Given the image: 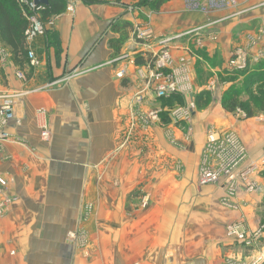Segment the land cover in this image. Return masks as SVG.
Returning <instances> with one entry per match:
<instances>
[{
	"label": "crops",
	"instance_id": "obj_1",
	"mask_svg": "<svg viewBox=\"0 0 264 264\" xmlns=\"http://www.w3.org/2000/svg\"><path fill=\"white\" fill-rule=\"evenodd\" d=\"M71 3L74 10L66 8L54 16L48 32L31 42L39 61L35 66L13 51L17 35H23L27 28L12 27L4 39L0 35V103L6 95L16 96L14 118L5 122L0 116V174L9 182L7 195L1 197H16L0 213V264L220 261L221 257L214 255L218 250L210 244L218 241L228 223H253L252 209L264 202V169L260 167L250 175L259 182L258 188L248 191L239 186L240 196L227 199L226 204L221 181L205 186L198 182V172L203 168L201 160L198 162L204 147L201 125L210 119L211 111L206 121L194 117L197 122L189 130L193 140L195 136L193 143L170 146L162 130L155 127L159 123L137 131L133 123V131L129 129L133 92L144 85L139 73L142 67L131 61L148 52L144 44L136 43L133 31L147 25L155 35L152 47L164 42L175 48L176 55L195 52L197 61L191 64L195 87L190 94L195 97L199 93L196 71L202 67L213 73L211 59L216 52L220 61L214 66L232 71V54L242 50L244 41L249 48L264 46V0H237L230 8L207 7V11L197 6L208 5V0H168L160 8L151 3L140 5L139 0H101L92 6L81 0ZM5 4L12 10L10 15L20 19L16 7L8 0ZM15 20L12 17V23ZM124 23L130 24V33L117 53L112 41L120 38L116 26ZM196 29L198 32L179 39ZM201 51L205 52L204 59L197 56ZM121 68L127 70L123 78L118 76ZM20 71L25 78L18 76ZM212 84L218 100L223 96L224 83L217 77ZM152 96L150 92L149 99ZM160 101L149 103L155 106ZM167 114L162 113L169 120ZM235 129L252 161H261L264 125L249 120L235 125ZM129 130L131 140L121 146ZM45 131L48 138L43 136ZM7 132L9 137L2 138ZM138 152L150 154L148 164H142ZM249 160L242 170L249 166ZM170 161L184 167V180L176 178L183 167L173 163L171 168ZM159 163L162 170L154 172L152 167ZM155 176L159 183H174V190L172 185L163 190L170 197L183 196L181 186L196 183L187 195L193 198L180 209L188 212L190 219L182 217L175 222L173 211L177 208L172 203L163 211L164 216L143 214L142 221L126 212L127 200L130 207L138 201L137 193H132L134 188L143 181L154 182ZM93 201L95 216L87 226L96 253L95 258L85 260L64 244V238L81 224L85 203ZM234 204L237 209L232 208ZM158 221L162 229L155 236L149 227ZM182 224L197 230L190 237L182 236ZM147 251L145 259L142 255Z\"/></svg>",
	"mask_w": 264,
	"mask_h": 264
},
{
	"label": "rangeland",
	"instance_id": "obj_2",
	"mask_svg": "<svg viewBox=\"0 0 264 264\" xmlns=\"http://www.w3.org/2000/svg\"><path fill=\"white\" fill-rule=\"evenodd\" d=\"M147 25L143 26L140 25V27L136 28L138 31L139 29H145ZM135 31V29H134ZM133 31V32H134ZM136 31V32H137ZM194 32H198V30H194ZM190 34V33H189ZM187 35V34H185ZM183 35V36H185ZM182 36V37H183ZM133 38L136 41L135 37V32L133 34ZM181 37H179L180 39ZM137 43V42H136ZM246 42H243V48L242 50L235 51L236 53H233L232 56L237 57V62H238V67H233L234 70L228 71V69H225L221 65H215L217 61H220L217 58V52L215 55V59H211L213 61V68L214 72L210 73L208 71H204V69L201 67H198L196 71V78H197V83L196 87L199 93L205 92L204 99H209V104L206 105V107L200 108L196 107V111L191 114V118L188 119V121H170L167 118L163 117L164 115H160L161 120L154 121L150 118H148V121H146V116L147 113L156 110L159 107H167V108H172L176 106H180L181 108H185L189 102H194L195 103V97L193 95H190L192 91L187 90L190 84H188L187 76H185V73L179 69L177 70L176 75L179 78V82L181 87L187 90L190 94L184 95V94H179L180 96L176 97L174 100L169 105H165V100L163 99L162 101L158 102L157 104L151 105L149 102H151L150 99H145L142 101L141 104L137 103V96H136V91H134L133 99L131 106L129 105V113H130V127L129 129L133 131L142 130L143 126H154V124H158L155 127H158L162 130L163 134L165 137L168 139V143L170 146H174L175 144H178L180 142L182 143H193L195 141V136L194 140L192 139V132H189L190 129H192L191 126L194 127L197 122L196 120L194 121V117L198 116V120L200 118L206 119V115H208L211 111V117L209 120H205L206 123L202 124V132H201V137H202V144L204 147L202 148L201 156L198 159V162L201 160V164L203 168L205 165L210 166H219L220 163L222 162V159L225 156V153L228 155V149H231V157L237 156V154L241 151L244 150L246 158L242 161L241 168L244 169L246 167L247 159L251 163H256L259 165V168L262 167V164H260L259 159H254L251 155L249 156L248 150H246V146L241 138V136L238 134L237 130L235 129V125L237 126L239 123L244 122V121H255L259 125H264V95L262 96L261 93L264 90V46L260 49V47L256 48L255 46H252L249 48ZM172 50V55L173 59L178 63H180L181 59L186 60L187 58L189 61H191V64L197 61L195 58V52H191L190 54L188 51L184 54L176 55L174 54V49ZM205 52L201 51V53H197V56L200 57V59H204ZM138 56H134V59L131 61L132 64H136L135 59ZM197 57V58H198ZM196 59V60H195ZM191 65V66H192ZM139 65H137L138 67ZM231 67V69H232ZM139 68V67H138ZM218 68V69H217ZM224 69V70H223ZM240 71L238 73V71ZM192 76V71L190 73ZM224 83L223 87V96L219 98L218 100L215 98V95H217V91H215V88L213 89V84H212V79L217 78ZM192 90H194L195 84H194V76H192ZM212 84V86H211ZM214 85L217 87V83L215 82ZM232 87L235 90H238L239 92V101L242 103L240 106H237V108L233 112H229L225 109V107L222 105V100L227 94ZM220 95V93L218 94ZM192 96V97H191ZM157 102V101H155ZM249 111H253V116L248 117L247 113ZM163 117V119H162ZM211 122V123H210ZM134 123V125H133ZM204 128V129H203ZM237 128V127H236ZM129 130V133L127 134L125 141L121 144V146L125 145V142L131 140L130 135L132 136V132ZM187 130V131H186ZM213 130V131H211ZM179 132V135L176 133ZM213 132V134H216L220 138H226V141L228 142L229 146H222V150H220L218 153L214 152L212 149V146H208V140L209 136L208 134ZM229 133V134H228ZM226 134H228V137ZM184 135V136H183ZM130 137V138H129ZM181 137V138H180ZM190 139V140H189ZM135 141V140H134ZM126 148V147H125ZM125 148L121 149L124 150ZM211 148V149H210ZM193 146L191 145L190 151H192ZM139 155V160L142 161V164H148L149 160V155L146 152H138ZM188 154V153H187ZM191 155V154H190ZM226 155V156H227ZM263 157H264V152H262ZM192 156V155H191ZM193 157V156H192ZM202 157V159H201ZM262 157V158H263ZM194 159V158H193ZM176 160V159H175ZM174 161H170V167H172V164ZM175 167L182 168L183 166L179 162L174 163ZM202 168V169H203ZM239 168L238 173L242 172V169ZM154 172H157L159 170H162L160 163L155 164L154 167H152ZM200 170V173L202 171ZM257 170V169H256ZM255 170V171H256ZM151 171V168L149 169ZM185 169L184 167L182 169H179V176L176 174V178H180V180H184L185 178ZM254 171V172H255ZM253 172V173H254ZM200 173L198 182L201 184L200 180ZM250 174V175H253ZM252 177V176H250ZM220 179V186L225 188V197H224V202H227V199H236V197L240 196L238 195V186H246L247 185V180L248 182L253 184V189L255 190L258 188V181L257 180H246L245 177H243L241 174L239 176H235V181L232 183L234 186L238 185L236 190L231 191L230 190V185L231 182L225 179V177H221ZM158 177L155 176L154 182L150 181H143L141 184L137 185L136 188H134V192L132 193H137V203L136 206H129L128 200L126 202V212L131 215L137 217L140 221L144 219L143 214L146 215H153L151 213H155L158 217L163 215L164 216V210L167 209L170 206V203L174 205V220L180 219V218H185V219H190V214L188 212H181L180 209H182L183 205H187L191 201V195L187 196L189 191L192 189H195L196 183H192L190 186L185 185L181 186V191L183 192V196H175V197H170V196H165L163 190L169 188V186L172 185L171 189L174 190L175 187H173L174 183H166L161 181L159 183ZM196 181V180H195ZM188 182V183H190ZM213 184V183H212ZM179 184L175 185L178 186ZM205 185H210V184H205ZM202 185V186H205ZM248 191H251L247 189ZM94 199V198H92ZM128 199V198H127ZM264 201V200H263ZM184 202V203H183ZM263 204H257L256 208H253V223L252 224H246V223H241L237 221V223H228L225 225L223 231V234L220 238H218V241L214 244H210L211 246L216 247L218 250V253H215V256H220L221 260L218 262L214 263H209V264H264V202ZM228 204V202L226 203ZM237 205H232L233 209L236 208ZM136 213H139L138 216L136 213L133 212V210ZM149 209V210H148ZM95 203L93 202H87L82 208V215L84 214L85 217L83 220L80 222L81 224L78 225L75 229L70 230L68 234L64 238V244L66 246H69L70 249L72 248V252L76 253L79 255V258L81 259H90V258H95V253L96 251L93 249V238L91 234V230L87 226L88 223L91 221V218H93L95 215ZM149 212V213H147ZM212 212V211H211ZM171 214V213H170ZM144 215V216H146ZM141 216V217H139ZM170 216V215H168ZM151 225L149 228L152 230L155 236H158L159 232L161 231V225L158 224ZM183 228L181 229L180 233L182 236H192L193 231H196L197 229L194 227H188L187 225L182 224ZM172 230V229H171ZM171 230L169 231V236H171ZM234 232L235 234H232ZM151 251V250H150ZM164 254V253H163ZM166 255V254H165ZM148 256V251L145 252L142 257L147 259ZM165 258V257H162ZM152 264V263H150ZM158 264H167L166 261H162Z\"/></svg>",
	"mask_w": 264,
	"mask_h": 264
},
{
	"label": "built area",
	"instance_id": "obj_3",
	"mask_svg": "<svg viewBox=\"0 0 264 264\" xmlns=\"http://www.w3.org/2000/svg\"><path fill=\"white\" fill-rule=\"evenodd\" d=\"M73 0L68 1L67 9L74 10V4H72ZM209 4L205 6H200L197 8L201 9L202 11H207V7L215 8V7H224V8H230V6L235 5L237 3V0H208ZM21 4L26 5L30 12H24L26 20L30 22L29 27L24 32V36L26 37V44L28 47V58H29V64L31 66H35L38 64V59L36 57L35 51L31 50L30 44L34 40L35 37L40 35H45L49 27L53 25L54 20L53 18L50 19L49 22H44L42 20L41 14H40V7L41 5H37L35 3V0H19ZM135 29V37L136 42L138 44L142 43L144 44L148 49V52L140 53L142 55H145L148 60L147 64L141 65V69H139V73L141 77L144 78L143 86L141 88H138L136 90V96H137V103L141 104L142 101L145 99H149V93H153L151 101H157V100H163L167 98H172L174 95L179 94H190L187 92V90H192V76L191 73V61L187 58L186 60L181 59L180 63L177 64V62L173 59L172 50L171 48L164 42H161L157 48L152 47V42L154 40V32L150 27H146L145 29H139L137 32ZM194 31H188L185 32V34L193 33ZM185 34H181L180 37H182ZM189 53V52H188ZM230 66L232 67H238L237 57L234 56L231 58ZM232 67V68H233ZM181 69L185 76H187L188 84L191 86L188 87V89H184L183 87L179 86V78L176 75L177 70ZM127 70L124 68H121L118 72V76L123 78L126 76ZM19 77L25 78V74L23 71L19 72ZM135 96V95H134ZM15 94L13 95H6L3 101L0 103V116L6 120L14 118V104H15ZM151 98V97H150ZM196 111V106L194 102H189L188 105L185 108H181L180 106L172 107L170 109H165L164 107H159L156 110H153L149 113H147L146 121H148V118L158 121L161 120L160 115L164 112H167L168 118L170 121H188L192 116L191 114ZM213 131V130H211ZM229 134V133H228ZM226 134L228 137L229 135ZM43 136L45 138L49 137L48 132H44ZM209 140H208V146H212V149L214 152L218 153L220 150H222V146H229L228 142L226 141V138H220L216 134H213V132L208 134ZM2 138L7 139L9 137V133H3L1 135ZM228 155L225 153V156L222 159V162L219 166L210 165L202 169L200 173V180L202 185L205 184H212V183H218L221 177H225L228 181L231 182L230 190L234 191L236 190L237 186H234L232 183L235 181V176H239L241 174L243 177L246 178V180L249 177L250 180V174L253 173L256 169H259V165L256 163H251L249 166L242 170V172L238 173L239 168H241L242 161L246 158V154L244 150H241L237 156L231 157V149H228ZM227 155V156H226ZM262 164L261 169H264V157L260 161ZM8 180L0 174V213L4 212L13 201L16 200V197L11 196H4L1 197V195H7L8 190ZM236 187V188H235ZM239 187V186H238ZM246 189H253V184L248 182L247 185L244 186ZM232 234H235L232 232Z\"/></svg>",
	"mask_w": 264,
	"mask_h": 264
},
{
	"label": "trees",
	"instance_id": "obj_4",
	"mask_svg": "<svg viewBox=\"0 0 264 264\" xmlns=\"http://www.w3.org/2000/svg\"><path fill=\"white\" fill-rule=\"evenodd\" d=\"M68 1L69 0H51L48 6L41 5L40 14H41L42 20H44V22H49L50 19H52L54 16L63 13V11H65V9L68 6ZM81 1L89 6H92L93 4L101 2V0H81ZM113 1L118 2V3L121 2V0H113ZM167 1L168 0H139V4L145 5V4L151 3L153 7L160 8ZM5 2L7 3V0H0V35L3 37V39L5 38V34L11 31L12 27L23 26V28L26 29L30 25V22L26 20L25 15H24L25 11L28 13L30 12L29 8L26 5L21 4L19 0H8V2H11L13 6L16 7L15 11H16L17 16L20 17L19 19L15 17L14 15H10L12 10L11 11L8 10ZM12 17L14 18V20L15 19L17 20V21L15 20L17 24L15 23V21L12 23L11 21ZM130 28L131 27L129 23H124L122 25L118 24L116 26V31L118 33H121V36L119 39H114L112 41V46L116 48L117 53L118 51L121 50V47L123 46V44L125 43V40L129 36ZM17 36H18L17 38L18 41L16 42V44H13V51L15 52V55L17 57L22 56L28 59L29 51H28V47L26 44V37L24 36V34L22 35V32L21 33L19 32ZM148 60H151V59H147L145 55L140 54V56L135 59V62L137 65L141 66V65L147 64ZM204 95H205V92H202V93H198L195 96V106L196 107H200L203 109V107H206V105L209 104V99L205 100ZM261 95L262 96L264 95V90L261 93ZM178 96L180 95L177 94V95L172 96V98L164 99L166 101L165 105H169L172 102V100H174ZM241 103L242 102L239 101V92L238 90H235L233 87L232 89H230V91L227 92V94H225L222 100V105L229 112H233L237 108V106H240ZM247 116L248 117L253 116V111H249L247 113Z\"/></svg>",
	"mask_w": 264,
	"mask_h": 264
},
{
	"label": "water",
	"instance_id": "obj_5",
	"mask_svg": "<svg viewBox=\"0 0 264 264\" xmlns=\"http://www.w3.org/2000/svg\"><path fill=\"white\" fill-rule=\"evenodd\" d=\"M51 0H35V3L37 5H44V6H48V4L50 3Z\"/></svg>",
	"mask_w": 264,
	"mask_h": 264
}]
</instances>
